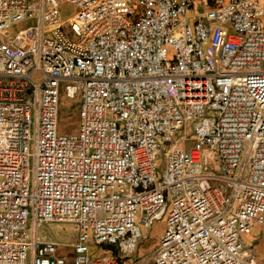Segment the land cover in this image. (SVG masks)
<instances>
[{
    "label": "built area",
    "instance_id": "built-area-1",
    "mask_svg": "<svg viewBox=\"0 0 264 264\" xmlns=\"http://www.w3.org/2000/svg\"><path fill=\"white\" fill-rule=\"evenodd\" d=\"M199 5L0 0V264H143L156 223L148 264L244 262L264 225V0ZM51 222L75 241L40 239Z\"/></svg>",
    "mask_w": 264,
    "mask_h": 264
},
{
    "label": "rangeland",
    "instance_id": "rangeland-1",
    "mask_svg": "<svg viewBox=\"0 0 264 264\" xmlns=\"http://www.w3.org/2000/svg\"><path fill=\"white\" fill-rule=\"evenodd\" d=\"M73 7L71 5H65L61 10L62 19L67 22V19L72 16ZM32 22H28V25ZM24 25L18 26L17 29L22 28ZM65 31L70 34L69 27L66 25ZM70 36H72L70 34ZM74 38V37H71ZM80 119H79V107L77 101L68 100L63 94L60 96L59 104V121H58V130L60 133H77L79 129ZM163 150H166L164 148ZM164 153H161L162 158L159 159V165L161 168L165 165V160L163 157ZM258 230L257 235H264V225L255 227ZM163 232V224L156 223L152 226L149 231L148 239L142 240L138 253L141 255H146L143 264H148L147 256L149 251L153 250L159 243ZM36 234L42 240L48 239L49 241L56 242L62 245L72 244L76 237L77 231H75L74 226L66 223H44L40 224L37 228ZM99 252V249L95 250Z\"/></svg>",
    "mask_w": 264,
    "mask_h": 264
},
{
    "label": "crops",
    "instance_id": "crops-1",
    "mask_svg": "<svg viewBox=\"0 0 264 264\" xmlns=\"http://www.w3.org/2000/svg\"><path fill=\"white\" fill-rule=\"evenodd\" d=\"M194 1V11L197 13V11L201 10V5H199L200 0ZM257 232L258 230L254 228L253 232L245 237L248 250L245 253L244 262L242 264H264V235L258 236Z\"/></svg>",
    "mask_w": 264,
    "mask_h": 264
}]
</instances>
